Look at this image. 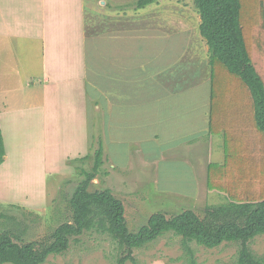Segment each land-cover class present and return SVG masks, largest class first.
Wrapping results in <instances>:
<instances>
[{
    "label": "rangeland",
    "instance_id": "obj_1",
    "mask_svg": "<svg viewBox=\"0 0 264 264\" xmlns=\"http://www.w3.org/2000/svg\"><path fill=\"white\" fill-rule=\"evenodd\" d=\"M104 1L108 6L101 0L99 1L101 7L98 8L113 16L112 2ZM137 2L138 0H116L117 6L114 9H119L128 21L132 18L137 23L145 20L147 13L152 17L149 10L155 6L149 7L151 6L149 5L142 10L137 7ZM164 2L168 4L167 11H163L165 14H172L169 10L173 9V23H168L166 15L159 13L156 14L154 29L159 27L160 31L162 29L168 31L172 30L171 26H173V30L168 37L163 38L165 43L161 42V38H157L152 49L148 43L143 46L144 70L150 54L157 55L167 50L164 57H155L154 71L173 73L170 79H166V84L176 88V82H181L183 79V75L178 70L190 62L193 67L189 73H185V79L181 84L186 88L188 85L192 86L194 92L191 93L192 98L197 96V103L203 106L201 111H206L208 114L204 116L205 113L200 111L196 115L193 112L192 119L207 125L210 120L211 68L209 46L200 33V15L194 0ZM176 6H179V11L182 9L180 7L185 10L182 12L174 10ZM173 52L176 56H173ZM190 58H194L195 61L192 62ZM25 59L26 55L23 54L19 63L9 62L10 70L4 71L9 74L7 76L0 70V83H5L7 86L6 81L10 79L13 85L8 87L10 91H17L14 93L15 98L25 95L26 87H18L20 80L25 83L39 79L30 76L31 62ZM18 67L28 73L25 75L20 73L16 76ZM93 94L95 93L91 92L92 97ZM11 98L13 101V93ZM39 99L43 101L42 92ZM65 100L63 97L59 102L64 103ZM25 103H27L26 99L21 101V104ZM69 109L64 110L70 111ZM52 110L56 113L55 119L60 120L58 125L62 129V135L56 137L54 132L48 134L47 146L49 145L50 154L47 160L42 158L44 150L38 145L39 138L34 139L42 137L39 133L44 131L40 110H29L33 113L24 117V121L27 122L8 120L7 132L4 135L6 147L12 150L16 147H24V149L13 152V157L0 169V229L13 231L25 229L26 241L35 239L47 241L61 223L72 220L69 193L72 194L75 184L84 178L83 172L92 168L95 150L101 144L104 145V149L109 145L106 140L110 134L105 131L102 124L104 118L97 115L95 117L94 110L89 112L86 124L80 123L73 132L71 122L61 123L65 119L64 110L62 111L60 106L53 107ZM192 119L189 130L191 139L188 142H180L175 151L168 146V141H161L165 144L163 146L159 144L158 148H155L151 142H146L141 145L134 144L124 150L114 148L112 145L110 148L112 152L109 154L108 150L106 151L100 175L90 183L89 190L111 189L125 205L126 221L132 232H137L147 224L154 213L161 212L167 217H172L191 209L204 216L207 207L228 202L220 191L208 190L206 183L208 163L224 159L223 136L201 133L203 129L193 130ZM90 127L92 134L88 138L87 131L89 132ZM30 129L34 131L31 134L28 132ZM56 144V149L51 148ZM202 146H205L204 150ZM26 147L28 149H25ZM171 153H174V156L170 158ZM79 155L84 156L74 160V157ZM43 169L46 171H42ZM249 247L256 255L264 258V234L253 239ZM192 248L199 264H236L239 251L238 245L230 242H224L216 248H206L192 243ZM119 253L118 244L111 236L95 230L85 231L82 235L71 239L67 251L50 255L44 264H116ZM134 255L136 262L128 261L127 264H188V254L182 238L172 232L135 249Z\"/></svg>",
    "mask_w": 264,
    "mask_h": 264
},
{
    "label": "crops",
    "instance_id": "obj_2",
    "mask_svg": "<svg viewBox=\"0 0 264 264\" xmlns=\"http://www.w3.org/2000/svg\"><path fill=\"white\" fill-rule=\"evenodd\" d=\"M99 1L101 0H0V70L2 74L9 75L4 72L10 70L9 62L19 63L24 54L25 60L31 62L30 76L39 78L25 83L20 80L18 87H26L25 95L16 98L14 93L17 91H10L8 87L13 85L10 79L6 81L7 86L0 83V126L3 137L7 132L8 120L27 122L24 117L33 113L29 110H40L44 131L39 133L40 128L38 133L42 137L34 139L39 138L38 145L44 150L42 158L47 160L50 154L48 134L54 132L56 137L62 135V129L58 125L60 120L55 119L56 113L52 110L53 107L60 106L62 111L70 108V111L64 110L65 119L61 123L71 122L72 132L80 123L86 124L91 110H94L95 117L97 115L104 118L103 128L110 134L106 140L109 145L105 149L109 154L112 152V145L124 150L134 144L151 142L158 148L159 144H165L161 141H168V146L175 151L180 142L191 139L189 130L190 120L194 116L192 114L194 112L197 115L201 111L202 105L197 103L198 97L191 96L194 93L192 86L188 85L186 88L181 84L185 73H189L193 65L189 62L187 66H181L178 72L183 75V79L176 82L175 88L166 84V79H170L173 73L154 71L155 57H164L167 50L157 55L150 54L146 60L149 65L148 68L145 66L146 71L142 60L144 45L148 43L152 49L157 38L165 43L163 38L168 37L173 30V26L168 31H160L159 27L154 29L156 14L166 15L167 22L173 23V9L169 10L172 13L170 15L163 12L168 8V4L164 2L166 0L149 4V7L155 6L149 10L152 17L147 13V18L137 23L132 18L128 21L119 9H114L117 6L116 0H110L113 16L98 8L101 7ZM102 3L108 6L106 1L102 0ZM147 6L138 8L143 10ZM178 8L176 6L174 10L179 11ZM180 8L181 12L185 10ZM173 56H176L175 52ZM190 60L195 61L194 58ZM20 73L25 75L28 71L18 67L15 75ZM188 78L191 79L189 76ZM40 92L43 93V101L39 99ZM91 92L95 93L94 97ZM63 97L66 100L60 103L59 100ZM25 99L26 105L21 104ZM201 113L208 115L206 111ZM192 121L193 130L203 129L200 130L201 133L209 135L208 122L205 125L200 124L197 119ZM91 131L90 127L89 132L87 131L88 138ZM28 132L31 134L34 131L30 129ZM56 147L57 144L51 148ZM5 148L0 169L13 157V152L24 149L16 147L12 150L6 144ZM83 156H76L74 160ZM169 156L173 157L174 153ZM45 169L42 171H46Z\"/></svg>",
    "mask_w": 264,
    "mask_h": 264
},
{
    "label": "trees",
    "instance_id": "obj_3",
    "mask_svg": "<svg viewBox=\"0 0 264 264\" xmlns=\"http://www.w3.org/2000/svg\"><path fill=\"white\" fill-rule=\"evenodd\" d=\"M160 0H138L145 7ZM200 33L209 46L211 101L209 135L223 136V161L207 165V188L223 193L227 203L207 207L205 215L188 209L172 217L158 212L132 232L125 205L109 188L90 191L99 177L105 149L69 193L72 220L61 223L49 240H24L25 229H0V264H44L68 250L85 231L107 234L118 244L116 264L136 262L134 251L172 232L182 238L188 264H199L192 243L239 247L236 264H264L249 247L264 234V0H194ZM6 153L0 126V165Z\"/></svg>",
    "mask_w": 264,
    "mask_h": 264
}]
</instances>
